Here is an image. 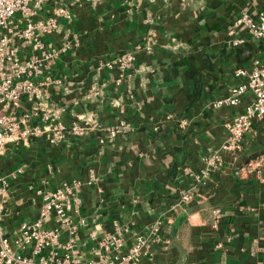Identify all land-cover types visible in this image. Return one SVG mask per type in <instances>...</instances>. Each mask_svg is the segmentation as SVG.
Wrapping results in <instances>:
<instances>
[{
	"label": "crops",
	"instance_id": "1",
	"mask_svg": "<svg viewBox=\"0 0 264 264\" xmlns=\"http://www.w3.org/2000/svg\"><path fill=\"white\" fill-rule=\"evenodd\" d=\"M57 2L72 19L39 35L44 49L60 53L36 81L61 82L42 86L34 101L21 100L18 115L29 114L28 126L41 131L0 152L4 231L12 236L35 220L45 192L80 180L79 205L71 197L69 214L85 221L77 230L84 262L103 236L122 232L123 252L146 240L139 264H264V120L254 121L238 153L223 151L221 163L210 165L225 124L252 97L245 93L233 107L211 103L264 57V39L232 24L243 11L264 9V0ZM54 5L44 4L34 18ZM236 38L244 43L232 46ZM17 44L21 57L38 53L33 44ZM128 53L135 59L121 74L110 64ZM36 103L58 119L33 114ZM56 122L85 130L50 144L49 124ZM91 175L96 180L88 183ZM186 192L192 201L180 203ZM215 207L222 212L217 225Z\"/></svg>",
	"mask_w": 264,
	"mask_h": 264
},
{
	"label": "built area",
	"instance_id": "2",
	"mask_svg": "<svg viewBox=\"0 0 264 264\" xmlns=\"http://www.w3.org/2000/svg\"><path fill=\"white\" fill-rule=\"evenodd\" d=\"M56 1V5L42 19L34 16L46 3ZM58 0H0V152L9 143L26 139L31 134L41 130L28 126L29 114L18 115L17 110L23 98L34 101L40 97L41 87L50 83L59 84L60 80H52L43 76L46 65L55 59L60 50L43 48L40 34L49 35L59 31L61 19L70 21L72 14L68 7L58 4ZM90 4L101 0H78ZM233 30L245 29L254 39H264V9L255 15L246 11L240 13L232 24ZM17 42L33 44L38 49L37 54L21 57ZM232 46L244 43L243 38L229 42ZM67 47V45L64 46ZM132 53L121 55L111 62L121 74L128 72L133 65ZM243 82L231 87L228 93L211 103L213 108L221 106L233 107L240 103L245 93L252 100L238 115L225 124L226 139L219 151L210 159V165L221 163L220 153L228 151L238 153L242 148L245 134L253 129L254 121L264 120V57L254 58L249 71H240ZM41 111L43 121L58 119L57 111H43L39 103L33 107V114ZM51 131L48 141L59 144L68 135H79L85 127L73 124L70 128L56 122L49 124ZM110 137L115 136V129H107ZM103 142V140H101ZM205 173V171H203ZM91 175L88 183L95 181ZM80 180L63 183L59 188L47 191L42 196L38 217L31 222L21 223L14 235H8L2 226L1 218L5 206V192L0 187V264H139L146 254V240L137 238L125 252L122 232L105 235L98 241L97 252L89 261L81 260L77 245L78 227L85 223L83 218L74 222L69 214L70 198L78 206L79 199L74 192L80 185ZM192 193L186 192L180 196V203L192 201ZM215 225L221 219L222 212L215 207L211 211ZM155 230V229H154ZM156 231V230H155Z\"/></svg>",
	"mask_w": 264,
	"mask_h": 264
}]
</instances>
